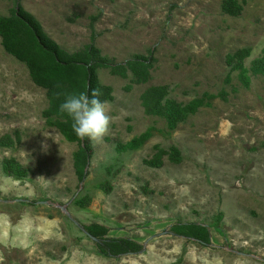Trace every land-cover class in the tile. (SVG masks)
Instances as JSON below:
<instances>
[{
	"label": "rangeland",
	"instance_id": "obj_1",
	"mask_svg": "<svg viewBox=\"0 0 264 264\" xmlns=\"http://www.w3.org/2000/svg\"><path fill=\"white\" fill-rule=\"evenodd\" d=\"M234 1L230 14L225 0H0V17L20 5L69 53L92 46L112 66L150 67L142 84L97 70L110 123L80 182L77 144L45 123V90L0 37V138L20 137L0 147V264H264V0ZM150 86L201 105L171 128L144 112ZM156 147L181 160L151 164ZM191 223L208 244L171 229ZM93 224L142 250L105 255Z\"/></svg>",
	"mask_w": 264,
	"mask_h": 264
},
{
	"label": "trees",
	"instance_id": "obj_2",
	"mask_svg": "<svg viewBox=\"0 0 264 264\" xmlns=\"http://www.w3.org/2000/svg\"><path fill=\"white\" fill-rule=\"evenodd\" d=\"M223 8L230 14L241 10L234 0H225ZM0 37L5 49L26 64L29 76L35 85L45 90L48 104L42 114L45 123L55 128L69 142L77 144L73 168L77 179L82 182L87 176L86 168L92 157L91 142L88 139L80 140L75 136L70 120L59 110V105L68 95L85 93L91 98L94 91L99 93L98 98L102 102L111 100L112 89L99 83L96 74L98 69H110L113 75L123 78L129 77V71L132 74V82L142 84L149 80V65L142 57L137 56L135 60L112 66L101 56L100 51L92 46H85L79 51L69 53L48 37L39 23L20 5H16L9 16L0 17ZM234 56L239 58L243 54L237 52ZM260 65L261 69L258 72L264 73V59L260 61ZM126 89L129 90L130 86ZM166 96V87L150 86L140 95L139 100L146 114H161L167 118L171 128L186 119L201 105V100L182 105L166 99ZM13 135L2 136L0 147L18 143L19 133L16 131ZM156 149L151 164L159 165L164 155L174 163L181 160L180 153L175 148L168 151L159 147ZM3 166L6 174L17 173L14 158H5ZM105 229L93 224L87 231L97 239V244L105 255L115 257L142 250V245L133 240L107 238ZM171 229L175 235L193 238L203 244L209 243L210 234L205 226L192 223L178 224Z\"/></svg>",
	"mask_w": 264,
	"mask_h": 264
},
{
	"label": "clouds",
	"instance_id": "obj_3",
	"mask_svg": "<svg viewBox=\"0 0 264 264\" xmlns=\"http://www.w3.org/2000/svg\"><path fill=\"white\" fill-rule=\"evenodd\" d=\"M93 92L71 94L59 105V110L70 120L73 133L80 140L100 141L108 130L110 118L105 103Z\"/></svg>",
	"mask_w": 264,
	"mask_h": 264
}]
</instances>
